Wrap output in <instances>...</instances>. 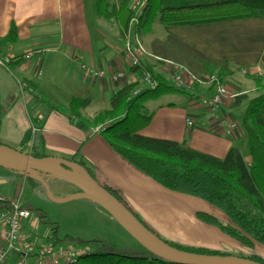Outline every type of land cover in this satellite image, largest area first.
I'll use <instances>...</instances> for the list:
<instances>
[{
	"label": "crops",
	"instance_id": "1",
	"mask_svg": "<svg viewBox=\"0 0 264 264\" xmlns=\"http://www.w3.org/2000/svg\"><path fill=\"white\" fill-rule=\"evenodd\" d=\"M89 1L86 4L85 0H0V41L11 24L16 28L14 42H0V57L8 60L6 67L0 66V144L26 154L36 152L81 165L99 185L115 190L130 211L163 241L234 254L231 242L235 241L196 217L197 213H205L226 221L221 211L201 199L161 187L118 156L105 142L102 132L92 134L91 129L96 126L81 125V119L91 120L108 109L116 91L139 80L122 51L123 38L116 24L97 16L96 0ZM153 32L159 37L157 49L144 45L151 54L195 75L224 69L221 79L230 97L224 99L218 117L234 121L237 128L226 134L195 103L197 95L210 93L196 90L194 95L188 91L167 93L148 101L144 110L152 114V119L139 134L185 142L192 149L217 158L236 147L248 162L241 120L247 102L258 90L255 76L247 70L264 69V11L258 18L204 25L168 27L155 21L140 34ZM150 64L155 75L172 85L169 78L173 66ZM83 66L103 70L105 77L93 78ZM116 72H124L123 78L114 81L112 74ZM262 83L264 86V79ZM20 85H24L23 91ZM71 98L88 100L80 111V119L70 115ZM93 103L99 110L87 114ZM187 120L192 121L191 126ZM41 176L45 183L57 182ZM5 200L11 201L0 198V202ZM23 231L20 245L32 258L51 233L31 238L22 235ZM65 246L73 247L70 243ZM83 250L91 249L86 245ZM14 260L15 255L11 254L6 264Z\"/></svg>",
	"mask_w": 264,
	"mask_h": 264
},
{
	"label": "trees",
	"instance_id": "2",
	"mask_svg": "<svg viewBox=\"0 0 264 264\" xmlns=\"http://www.w3.org/2000/svg\"><path fill=\"white\" fill-rule=\"evenodd\" d=\"M131 2L132 0H120L118 3L96 0L94 4L95 14L116 24L118 34L123 40L133 29L130 26ZM263 11L264 0H147L144 15L136 31L140 36L142 29H149L155 21L168 27L204 25L258 18ZM15 40L16 28L11 24L7 35L0 42L12 43ZM147 69L153 73L150 65ZM131 70L140 77L138 68ZM207 73H215L222 78L224 69H212ZM154 76L157 81L154 89L142 88L134 94L139 80L128 84L115 92L108 109L100 111L91 120L81 119V125L89 128L104 126L102 136L105 142L129 165L161 187L201 199L226 217V221H221L209 214L197 213L196 217L204 224L217 227L244 248L253 249L255 244L264 246L263 79H254L258 90L247 102L241 120L249 156L247 162L236 147H231L223 158H217L192 149L185 142L140 135L139 131L152 119V114L144 110L148 101L167 93L186 94L171 85L168 80L155 74ZM87 104L86 99L71 98L68 104L70 115L80 119V111ZM31 155L35 158L44 157L36 152ZM104 188L127 207L115 190L106 186ZM45 241L60 244L64 240H60L56 236V229H52ZM69 243L81 253L74 264H175L156 258L149 252L147 255L130 256L121 254L116 249L109 252L98 249L83 250L87 243L73 238H69ZM93 243L97 247L101 244ZM166 243L190 253L232 255L264 264L263 259L253 254L236 255Z\"/></svg>",
	"mask_w": 264,
	"mask_h": 264
},
{
	"label": "rangeland",
	"instance_id": "3",
	"mask_svg": "<svg viewBox=\"0 0 264 264\" xmlns=\"http://www.w3.org/2000/svg\"><path fill=\"white\" fill-rule=\"evenodd\" d=\"M85 1L86 4L90 3L89 0ZM111 1L118 3L120 0ZM139 37L143 47L145 45L148 49H157L159 43L157 34L154 32L140 34ZM255 78L260 77L255 76ZM98 110V106L93 103L87 114H93ZM19 192H21L22 208L31 212V217L25 227H22L24 236L44 237L45 233L49 234L52 229H56V234L60 240H64L62 242L64 245H68L69 238H73L87 243L91 250L109 252L116 249L124 255H147V251L111 219L102 207L78 195L68 183L49 181L46 182L45 187L42 184L23 180L20 173L9 167L0 166V198L12 201ZM73 196L74 198L71 199ZM218 231L221 232L219 229ZM40 241L42 242V239ZM94 241H100V246L97 247ZM231 244L236 255L253 254L264 260L263 245L255 244L253 249H248L235 242Z\"/></svg>",
	"mask_w": 264,
	"mask_h": 264
},
{
	"label": "built area",
	"instance_id": "4",
	"mask_svg": "<svg viewBox=\"0 0 264 264\" xmlns=\"http://www.w3.org/2000/svg\"><path fill=\"white\" fill-rule=\"evenodd\" d=\"M147 0H132L129 9L132 11L130 26L133 28L131 33L123 40L122 51L127 56L129 67L138 68L140 72L139 85L134 90L136 94L142 88L154 89L157 86L155 76L147 67L151 64H164L173 66L172 74L169 78L175 88L191 92L193 95L196 90H206L209 95H197L196 104L204 109L209 117L223 127L226 134L237 128V124L228 119H219L218 113L221 110L224 99L230 97L227 86L222 79L215 73H202L195 75L180 65H175L169 60L162 59L145 50L139 34L136 31L145 11ZM8 60L0 57V66L6 67ZM87 73L93 78L105 77L103 70H93L85 68ZM246 72V71H243ZM250 75L264 77V69L253 72L247 70ZM124 72L112 74L114 81L123 78ZM23 91L24 85H20ZM187 125L191 126L192 121L187 120ZM104 130V126L98 125L91 129L92 134H98ZM31 216L29 210L23 209L20 196L9 202H3L0 210V264H6L7 258L15 255L12 264H74L78 256H81L79 250L65 245L53 244L45 241L42 248L30 258L28 250L20 245L22 224Z\"/></svg>",
	"mask_w": 264,
	"mask_h": 264
},
{
	"label": "water",
	"instance_id": "5",
	"mask_svg": "<svg viewBox=\"0 0 264 264\" xmlns=\"http://www.w3.org/2000/svg\"><path fill=\"white\" fill-rule=\"evenodd\" d=\"M0 166L19 170L20 174L46 183L41 175L75 187L78 195L88 198L107 211L147 252L163 261L175 264H262L232 255H205L181 251L172 247L152 231L103 186L93 180L81 165L63 158L30 154L0 144ZM74 196L71 198L73 199Z\"/></svg>",
	"mask_w": 264,
	"mask_h": 264
}]
</instances>
